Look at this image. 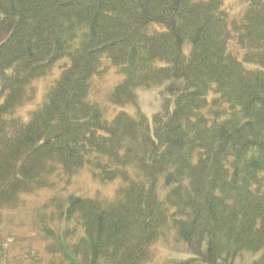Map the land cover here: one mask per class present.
<instances>
[{
    "label": "trees",
    "instance_id": "trees-1",
    "mask_svg": "<svg viewBox=\"0 0 264 264\" xmlns=\"http://www.w3.org/2000/svg\"><path fill=\"white\" fill-rule=\"evenodd\" d=\"M248 2L231 17L222 0H0V219L82 170L121 182L112 200L48 199L35 264H72L60 222L76 264H145L156 242L188 248L178 264H264V0ZM103 58L123 76L113 105L182 80L173 110L106 120L88 100Z\"/></svg>",
    "mask_w": 264,
    "mask_h": 264
},
{
    "label": "rangeland",
    "instance_id": "rangeland-1",
    "mask_svg": "<svg viewBox=\"0 0 264 264\" xmlns=\"http://www.w3.org/2000/svg\"><path fill=\"white\" fill-rule=\"evenodd\" d=\"M249 5L248 0H222V7L231 17H239L244 14ZM190 46L186 45V52ZM228 51L239 61L244 54L233 46L228 45ZM246 68H254V65L244 64ZM102 73L94 75L90 82L88 100L97 104L106 120H112L119 112H125L135 116L139 110L148 120L151 126V118L157 113L172 111L175 99L183 89L182 80H167L159 86L151 89L136 90V105L115 106L109 100L112 90L123 80V76L106 59H102ZM59 77V70L55 69L52 74L34 82L36 95L32 102L25 104L15 111L14 116L27 122L29 114L35 111L43 102L48 87ZM119 180L107 184H101L94 180L87 170H82L71 179L69 183L65 180H56L55 189L39 191L34 196H25V206L13 212H3L0 221V264H35L36 254L43 256L44 236L43 226H48L45 219L49 212L43 206L52 197L58 196L65 202L70 197L85 199L102 198L112 200L116 191L120 188ZM158 198H164V192L159 188ZM60 249L61 254L69 263L76 264V259L68 252L67 240L64 236V223L57 225L55 235L51 236ZM152 259L145 264H178L192 255L188 248L179 247L163 242H156L152 246ZM45 257V255H44ZM258 255H245L241 262L236 264H249Z\"/></svg>",
    "mask_w": 264,
    "mask_h": 264
}]
</instances>
